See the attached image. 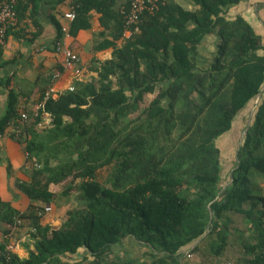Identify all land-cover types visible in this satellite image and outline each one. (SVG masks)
Wrapping results in <instances>:
<instances>
[{
    "label": "trees",
    "instance_id": "16d2710c",
    "mask_svg": "<svg viewBox=\"0 0 264 264\" xmlns=\"http://www.w3.org/2000/svg\"><path fill=\"white\" fill-rule=\"evenodd\" d=\"M42 1L9 0L19 22L6 41L13 33L27 41L23 19L28 9L34 17ZM190 1L192 9L167 0L125 38L123 8L130 1L116 9V0H73L70 34L90 28L93 12L101 13L104 29L93 49L104 54L91 66L97 76L54 92L29 121L10 94L0 132L13 124L16 137L22 129L30 181L20 187L43 204L21 212L0 198L7 227L0 232V264H181V251L195 244L199 260L190 264H264V35L229 13L244 0ZM58 27L61 39L65 30ZM212 35L217 51L203 64L200 48ZM256 98L233 180L219 195L217 140ZM105 167L109 185L98 179ZM59 197L75 201L62 220L44 225L46 206ZM18 219L35 242L27 259L5 239ZM129 237L146 251L111 256Z\"/></svg>",
    "mask_w": 264,
    "mask_h": 264
},
{
    "label": "crops",
    "instance_id": "0c3cea01",
    "mask_svg": "<svg viewBox=\"0 0 264 264\" xmlns=\"http://www.w3.org/2000/svg\"><path fill=\"white\" fill-rule=\"evenodd\" d=\"M9 2V0H4ZM130 0H116L115 8L120 9L128 4ZM186 8L192 9L194 5L190 0H179ZM73 0H44L39 11L31 16V9H28L23 19L20 32L27 41L20 42V34H11L6 43L1 47L0 53V122L5 116L10 94L17 97L18 110L31 111L42 101L44 91L49 86L51 75L58 71L60 64L66 63L64 51H58L56 45L61 41L64 49L72 50L80 57V61L73 66H64L61 75L53 80V87L56 93L64 92L71 87H78L83 82L91 80L97 76V72L91 69L94 60H99L104 52H95L93 40L104 28L101 24V13L93 12L91 15L92 26L82 29L76 36L70 34L71 20L66 13L72 10ZM231 15H243L264 35V0H244L239 5L234 6L229 12ZM58 23L64 28V35L59 39ZM130 34L125 32V38ZM119 43H122L120 40ZM112 49L105 53L110 54ZM240 125L234 121L233 128L223 134L217 144L221 149L223 164L222 171V190L231 183L232 174L235 167V154L242 142L243 136H237L240 132L237 128ZM248 125L245 126L246 130ZM14 125L11 124L0 132V198L11 203L17 210L24 212L32 203L43 204L33 201L20 187L21 183L30 181L28 170V153L24 144L16 137H13ZM239 139V140H238ZM232 161H234L232 163ZM232 163V164H231ZM234 167L230 169V166ZM63 197H59L57 202L51 203L52 210L47 212L43 224L60 221L59 214L65 202ZM27 227L26 233L13 231L11 250L18 254L22 259H27L30 251L35 248V242L30 234L28 223L22 225ZM21 227V226H20ZM7 228L0 222V232ZM17 228V227H15ZM30 235V237H29ZM199 242V241H198ZM196 245V244H195ZM195 245L181 251V264H190V261L199 260V257L192 252ZM146 251L145 245L135 238H126L121 244L114 248V253L122 257L137 256ZM188 253L191 254L187 258ZM81 255V254H80ZM77 259V255L74 256ZM177 258V257H176ZM142 258L141 261H143Z\"/></svg>",
    "mask_w": 264,
    "mask_h": 264
},
{
    "label": "built area",
    "instance_id": "2783aa9c",
    "mask_svg": "<svg viewBox=\"0 0 264 264\" xmlns=\"http://www.w3.org/2000/svg\"><path fill=\"white\" fill-rule=\"evenodd\" d=\"M167 0H130V4L127 7L123 8V12L125 14V27L126 32H128L130 35L134 31H139V21L143 14L145 13H155L162 4L166 3ZM76 11L75 8H72L71 11L66 13V16L73 21L76 18ZM19 22V16L18 12L13 4H10L7 1L0 0V46H3L6 43V37L8 30L16 26ZM56 48L58 51H64L66 55V65L71 67L77 62L80 61V57L77 53L73 52L69 49H64L63 44L61 41H58ZM61 75L60 71H56L54 74V79L56 80ZM70 90H74V87H71ZM55 92V89L53 86H51L45 96L43 97L42 101L39 102L35 108H33L31 111H24L22 113V116L24 117L25 121H29L30 117L35 118L39 116L41 109H45L46 102L50 99L52 94ZM45 120L47 123H50L52 121L50 113H46ZM22 129L19 128L18 131H16V138L19 140L20 133ZM52 210L51 205L46 206V211L50 212ZM23 223L22 219H18L16 225L19 227ZM15 226V227H17ZM2 239V237L0 236ZM0 239V240H1ZM5 239L9 241V248H12L11 240L12 236H5ZM191 256V254H188Z\"/></svg>",
    "mask_w": 264,
    "mask_h": 264
},
{
    "label": "rangeland",
    "instance_id": "374dc122",
    "mask_svg": "<svg viewBox=\"0 0 264 264\" xmlns=\"http://www.w3.org/2000/svg\"><path fill=\"white\" fill-rule=\"evenodd\" d=\"M218 42H219V38L215 35H212V36H210L204 40V42L200 48V51H201V56L204 57L202 60H205V61L204 62L200 61V63L203 62V64H205L206 60L211 59L214 56L215 52L217 51ZM263 91H264V89H263ZM258 101H259V99L256 98L251 104L248 105V107H246L245 110H243L238 115L236 120H237V123L240 125V127L237 126V128L240 132L237 133V136H239V137L244 136L245 131H243V130L247 124L252 122L253 114L255 111V103L257 104ZM233 162L234 161H232V163ZM233 167H234V164L232 166H230V169H232ZM109 173H110V170L107 167L100 169V171L98 172L99 181L105 185H109L107 182ZM228 176H229V173H228ZM74 198L75 197H73V202L75 201ZM63 200H64L63 202H65V203H64L63 208L61 210V214H59L60 219H63L64 215H66L68 207L73 205V202L70 201V197L69 198L63 197ZM15 229H18L17 233L20 234V233H26L27 227L21 226V227L14 228V230ZM29 237H30V235H29Z\"/></svg>",
    "mask_w": 264,
    "mask_h": 264
},
{
    "label": "water",
    "instance_id": "95a60500",
    "mask_svg": "<svg viewBox=\"0 0 264 264\" xmlns=\"http://www.w3.org/2000/svg\"><path fill=\"white\" fill-rule=\"evenodd\" d=\"M259 99H260V96H259ZM251 123H252V122H250V123L248 124V126H247V128H246V130H245L244 136L242 137V142H243V139H244L245 135L247 134V131H248V129H249ZM242 142H241V144H242ZM232 180H233V179H232ZM231 182H232V181H231ZM221 194H222V192H220L219 195H221Z\"/></svg>",
    "mask_w": 264,
    "mask_h": 264
}]
</instances>
